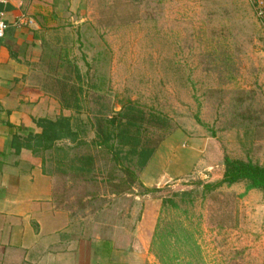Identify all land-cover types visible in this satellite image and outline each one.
I'll use <instances>...</instances> for the list:
<instances>
[{
  "label": "rangeland",
  "instance_id": "rangeland-1",
  "mask_svg": "<svg viewBox=\"0 0 264 264\" xmlns=\"http://www.w3.org/2000/svg\"><path fill=\"white\" fill-rule=\"evenodd\" d=\"M259 1H67L66 25L47 37L48 54L39 65L45 90L59 96L55 77L63 74L75 82L69 69L76 65L85 84L82 119L97 110L109 115L132 100L169 119L170 130L155 150L158 160L157 151L169 140L171 152L180 157L198 142V159L204 162L186 175L146 185L140 179L144 169L131 180L110 153L91 144L94 135L86 123L83 144H57L69 158L92 155L91 170L61 173L46 153L44 167L53 172L56 201L86 225L88 235L116 238V245L138 251L146 241L147 264H263L264 226L246 220L245 191L232 184L203 186L218 180L224 154L264 164ZM72 112L59 108L49 117ZM149 131L154 139L162 133ZM239 183L245 189V182ZM190 189L191 200L171 193ZM162 197L177 205H163Z\"/></svg>",
  "mask_w": 264,
  "mask_h": 264
},
{
  "label": "crops",
  "instance_id": "crops-1",
  "mask_svg": "<svg viewBox=\"0 0 264 264\" xmlns=\"http://www.w3.org/2000/svg\"><path fill=\"white\" fill-rule=\"evenodd\" d=\"M67 1L0 0L7 23L0 41V264H147L146 241L138 251L116 246L110 237L88 235L86 225L83 228L56 201L53 174L43 172L41 158L26 148L15 152L12 147L13 135L38 131L33 117L59 110L43 86L39 65L48 54L47 37L58 35L56 30L66 25ZM200 150L199 143L192 142L180 157L165 140L157 151L159 160L155 151L140 179L156 185L186 175L193 164L204 165L198 159ZM240 185L231 187L244 192ZM244 194L246 220L264 226L261 191ZM260 242L264 264V234Z\"/></svg>",
  "mask_w": 264,
  "mask_h": 264
},
{
  "label": "trees",
  "instance_id": "trees-1",
  "mask_svg": "<svg viewBox=\"0 0 264 264\" xmlns=\"http://www.w3.org/2000/svg\"><path fill=\"white\" fill-rule=\"evenodd\" d=\"M64 53L62 56H64ZM68 67H70V64H68ZM52 71L53 73L57 72L56 67ZM70 71L75 72V82H72L70 78L63 74H60L59 77H55L53 73L50 74L55 77V85L57 82L61 87L59 96H54L57 99L59 108L73 110V112L68 115L59 114L54 117H33L32 121L38 131L28 132L24 136L13 135L12 147L14 151L19 152L21 148H26L39 156L42 170L45 173H53L47 171L44 167L45 153L51 156L56 171L61 173L68 171L79 174L88 173L93 166L94 158L92 155H74L69 158L66 149L57 144L63 140H68L73 144H83L85 141L81 134H86V123H88L94 135L90 141L91 144L110 153L112 160L121 170L131 180H136L138 173L148 164L158 144L170 130L169 119L159 113H147L136 102L128 99L119 111L113 110L109 115H106L102 110L92 111V114L84 120L80 115V111L85 84L76 65H72ZM149 127L159 129L162 133L154 139ZM241 181L245 182V191L258 189L264 197V164L250 159L232 158L224 154L223 167L220 169L218 180L214 183L206 182L203 186L210 190L222 184L231 185ZM159 189L152 188L149 190L156 192ZM171 193L174 196L181 195L187 196L189 200L192 199V189L181 193L174 191ZM166 202L174 206L177 205L173 198L162 197L161 203L164 205ZM112 240L116 243V238Z\"/></svg>",
  "mask_w": 264,
  "mask_h": 264
},
{
  "label": "built area",
  "instance_id": "built-area-1",
  "mask_svg": "<svg viewBox=\"0 0 264 264\" xmlns=\"http://www.w3.org/2000/svg\"><path fill=\"white\" fill-rule=\"evenodd\" d=\"M2 2H5V0H1ZM261 3L263 4L262 1L258 2V7H259V15H263L264 14V7H262ZM7 28V23L3 17V12L0 11V41L3 38L4 34H5V30Z\"/></svg>",
  "mask_w": 264,
  "mask_h": 264
}]
</instances>
